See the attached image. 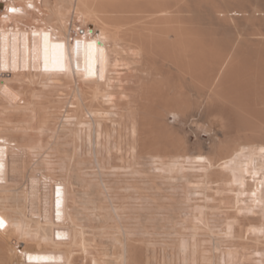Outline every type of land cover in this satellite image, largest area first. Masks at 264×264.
<instances>
[{"label":"bare ground","instance_id":"obj_1","mask_svg":"<svg viewBox=\"0 0 264 264\" xmlns=\"http://www.w3.org/2000/svg\"><path fill=\"white\" fill-rule=\"evenodd\" d=\"M4 1L0 264H264V0ZM32 28L101 72L44 71Z\"/></svg>","mask_w":264,"mask_h":264},{"label":"snow or ice","instance_id":"obj_2","mask_svg":"<svg viewBox=\"0 0 264 264\" xmlns=\"http://www.w3.org/2000/svg\"><path fill=\"white\" fill-rule=\"evenodd\" d=\"M28 7H31V4H29ZM7 11L15 13V12L20 11V9L10 8V9H7ZM79 45H80V42L77 41V48H79ZM44 46H45V52H47V49H48V36H47V34H44ZM55 47L62 49L63 45H56ZM85 47L88 50L99 51L101 53V58H103V50L102 49H99V50L96 49L95 41L91 42L90 44H87ZM90 54H91V52H90ZM2 170H3V165L0 164V174H2ZM4 227H5V220L2 217H0V229H3ZM29 259L39 260L40 257H35V258L29 257Z\"/></svg>","mask_w":264,"mask_h":264},{"label":"rangeland","instance_id":"obj_3","mask_svg":"<svg viewBox=\"0 0 264 264\" xmlns=\"http://www.w3.org/2000/svg\"><path fill=\"white\" fill-rule=\"evenodd\" d=\"M246 105L248 106V108H250L251 110H253V113H254V114H256V115H261L260 112L256 109V106L254 105L252 99H250V98L247 99V103H246ZM214 119H215V122H216L217 119H216V118H213V120H214ZM172 122H173V120H172ZM196 126H197V125L195 124V127H194L193 125H192L191 127H192V128H196ZM218 126H219V125H218V123L216 122L215 127L217 128ZM191 127L188 126V130H190ZM218 128H219V127H218ZM218 128H217V129H218ZM190 131H191V130H190ZM192 135H193V137H192ZM201 135H202V136H204V135L206 136L207 134H206L205 132H202ZM195 136H196V134H194V133H191V134H190V137H191L192 139H194V140H195ZM205 140H206V144L209 145V143H208L209 141H207L208 138H206Z\"/></svg>","mask_w":264,"mask_h":264}]
</instances>
